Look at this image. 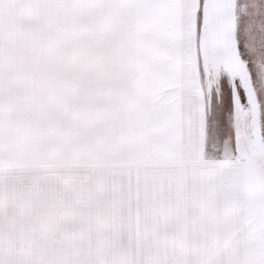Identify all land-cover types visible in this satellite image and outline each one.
Segmentation results:
<instances>
[{
  "label": "snow or ice",
  "instance_id": "1",
  "mask_svg": "<svg viewBox=\"0 0 264 264\" xmlns=\"http://www.w3.org/2000/svg\"><path fill=\"white\" fill-rule=\"evenodd\" d=\"M0 264H264V0H0Z\"/></svg>",
  "mask_w": 264,
  "mask_h": 264
}]
</instances>
